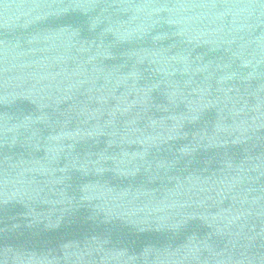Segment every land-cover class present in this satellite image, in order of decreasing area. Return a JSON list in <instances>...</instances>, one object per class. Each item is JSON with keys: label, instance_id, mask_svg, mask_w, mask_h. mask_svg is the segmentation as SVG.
I'll list each match as a JSON object with an SVG mask.
<instances>
[{"label": "water", "instance_id": "95a60500", "mask_svg": "<svg viewBox=\"0 0 264 264\" xmlns=\"http://www.w3.org/2000/svg\"><path fill=\"white\" fill-rule=\"evenodd\" d=\"M0 264H264V0H0Z\"/></svg>", "mask_w": 264, "mask_h": 264}]
</instances>
